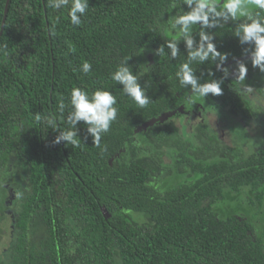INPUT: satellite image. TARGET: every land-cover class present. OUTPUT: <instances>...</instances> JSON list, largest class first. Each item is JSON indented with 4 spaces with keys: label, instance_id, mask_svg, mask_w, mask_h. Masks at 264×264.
Listing matches in <instances>:
<instances>
[{
    "label": "trees",
    "instance_id": "trees-1",
    "mask_svg": "<svg viewBox=\"0 0 264 264\" xmlns=\"http://www.w3.org/2000/svg\"><path fill=\"white\" fill-rule=\"evenodd\" d=\"M175 2L173 9L172 0H89L83 23L74 27L67 9L57 12L48 0H10L0 37V170L6 164L0 235L9 206L22 202L19 212L13 210L14 244L0 253V264H264V223L237 211L243 192L254 195L252 205H263L264 144L248 154L229 147L211 121L194 144L178 135L180 122L167 121L191 106L185 103L190 87L182 88L175 76L187 60L186 47L164 31L171 16L182 14L184 0ZM6 4L0 0V33ZM221 25L210 33L227 56L222 68L240 60L250 75L237 81L236 72L225 78L219 61L194 63L202 83L220 80L223 88L221 96L197 97L194 104L222 110L228 129L254 127V139L264 142L258 135L264 121L253 109L264 104V95L248 100L237 88L251 85L253 73L264 81V73L251 62V46L234 36L236 25ZM174 39L181 52L176 60L156 55ZM149 53L155 63L145 69L141 60ZM84 61L92 64L88 75L80 71ZM123 63L146 87L153 101L147 108L110 79ZM74 87L90 94L103 88L118 100L117 121L101 141L106 152L95 146L84 122L79 146L54 144L58 131L69 127L70 109L61 114L59 104L68 105ZM37 114L52 115L57 128L37 122ZM24 175L26 197L15 185ZM35 225L42 227L38 234Z\"/></svg>",
    "mask_w": 264,
    "mask_h": 264
},
{
    "label": "clouds",
    "instance_id": "clouds-1",
    "mask_svg": "<svg viewBox=\"0 0 264 264\" xmlns=\"http://www.w3.org/2000/svg\"><path fill=\"white\" fill-rule=\"evenodd\" d=\"M49 6L57 12L67 9V16L70 25L79 27L83 23V18L87 15L89 0H48ZM183 6H187L188 11H184ZM181 12L171 16L167 21L164 31L173 33L176 38H182L187 50L186 62L179 65V70L175 76L179 85L188 89L186 104H194L195 98H206L211 94L219 97L223 94L222 81L210 79L201 82L197 77L192 65L205 64L209 61L216 62L217 68L222 70L225 78L228 70L222 68L227 56L217 50L213 43L215 36L210 30L221 27V22H233L236 26L234 36L241 45H250V58L253 66L264 73V0H184ZM170 7L177 8L175 0H172ZM59 18V17H58ZM243 18V19H241ZM199 27L197 41L194 30ZM165 48L168 52L165 53ZM246 52L249 50L246 49ZM181 54L179 44L176 40L168 41L156 50V55L162 57L167 55L170 60H176ZM80 71L85 75L92 72V64L84 61ZM247 67L244 63L238 65L237 81L246 79ZM110 79L118 85H122L121 92L130 100L134 101L139 108H147L152 99L148 96L146 87H142L139 74H134L128 63H123L111 73ZM66 107L70 110L67 116V130L58 131L54 144L66 142L73 146H79L80 122H84L88 136H91L96 147L102 152L107 151V146L101 147L103 136L109 133L113 124L118 118V100L116 96L103 88L96 89L89 93L81 87H74L71 90L69 103L63 101L59 104V112L64 113ZM37 122H46L53 129L57 128L56 119L49 115L42 117L36 115ZM137 147L142 145L137 144ZM146 155V153H141ZM131 213V210H127ZM135 217V213H131Z\"/></svg>",
    "mask_w": 264,
    "mask_h": 264
},
{
    "label": "rangeland",
    "instance_id": "rangeland-1",
    "mask_svg": "<svg viewBox=\"0 0 264 264\" xmlns=\"http://www.w3.org/2000/svg\"><path fill=\"white\" fill-rule=\"evenodd\" d=\"M144 52H146V51H144ZM145 57H146L145 62H142V60H141V64L143 65V67L145 69H147L150 66H152L155 63V61H154L153 54L149 53ZM249 93L254 94V90H250ZM196 104L201 106V102H198ZM211 109H212L211 113H213L212 114L213 115L212 120L216 121V125L219 127V129H216L217 133L219 134L220 140L223 141L225 144L234 145L235 147L242 149L247 154L250 153L251 150L252 151L258 150L259 146L264 144V142L254 139L255 138L254 135H252V138H250V137L246 136L245 133H242V132L238 133L236 131L235 132L229 131L227 133V130L223 128V125L225 122L224 112L222 110L218 109L217 107H214V106H212ZM253 109L255 110V112H257V115L260 117V120L264 121V104H260V105L254 104ZM260 109H261L262 114H260V112H259ZM239 124L241 125L243 123L241 122ZM178 127H179L178 128L179 129L178 135L180 137H182L185 140L191 141L194 144H197L195 137H197L198 131L195 128L190 129L189 124H187V123L179 124ZM209 130H210V128H209ZM258 135H260V137L262 138V139L260 138L261 140L264 139V136L262 133L258 132ZM163 149H165V150L168 149L167 151H169L170 147L169 148L164 147ZM4 165H6V164L3 163V165L1 166L2 169L0 170V178L2 175L5 174V170H4L5 166ZM12 166H14L13 167L14 171H19L14 164ZM25 176L26 175H24L22 178H19V180L17 181V184L14 183L21 190V195L23 197H26L28 195V187L25 186L26 189L25 188L23 189ZM261 189L264 191V187ZM11 192H12V189L9 188V186H8L7 193L10 195ZM248 195H250V196H248ZM248 195L245 192L242 193V197L240 198L239 203H238L239 206H237V211L239 213H241L242 212L241 210H245L246 212L243 214H245L247 216L246 219L250 222L254 223L256 221H262V223H264V214L262 213L263 212L262 210L264 209V200H263V205L260 208V205L254 206L251 203V200H252V198H254V195H252L250 193ZM263 198H264V196H263ZM6 199H8V195H6ZM21 202L22 201L19 199V203L15 207H13V204H11L9 206V209L11 212L7 213L6 217L4 219H2V223H1V230L2 231H1V235H0V253H4V252L9 251L11 249L12 245L14 244V241H15V236H14L15 234L14 233H16L17 229L12 224V220L14 221V219H12L13 218V210H16L19 212ZM6 203L10 204V201L6 200ZM0 210H2V209H0ZM263 227H264V225H263ZM41 228L42 227H40L39 225H35L34 228L32 229V231H34L36 234H38L41 232L40 231ZM39 236L40 235H34L33 238L37 239V237H39ZM2 259H4V258L2 257ZM7 263H8V260H7Z\"/></svg>",
    "mask_w": 264,
    "mask_h": 264
},
{
    "label": "flooded vegetation",
    "instance_id": "flooded-vegetation-1",
    "mask_svg": "<svg viewBox=\"0 0 264 264\" xmlns=\"http://www.w3.org/2000/svg\"><path fill=\"white\" fill-rule=\"evenodd\" d=\"M239 64H240V60H239V62L238 61L233 62V63L228 62L225 65V68H227L228 72H231V74L233 75L235 72L238 73V65ZM247 74H249V69L247 71ZM251 76H253L252 79L249 80L251 85H248L247 83H244V84H240L237 87L238 90H240L243 95H246L247 99L250 96H261V95H264V81H262V78L259 75H257V73H253V74H251ZM250 90H254V94L253 93H249ZM252 105H253V103H252ZM211 108H212V106H210V104H205V106H199L196 103L192 104L191 106H189L185 110L181 111L182 114H184V116L181 119L177 120V121L180 122L181 124H184V123L189 124V128L190 129L195 128L198 131V134H200L199 130L201 128H204V127L208 128L209 127L208 121H211L212 116H213L212 115L213 113H211L212 112ZM178 113H180V112H178ZM187 113H189V114H187ZM235 122H237V123L240 122L241 123L242 121H235ZM242 123L243 124H241V125H245L244 122H242ZM213 126H214V124H213ZM228 127H229V124L223 125V128L227 130V133L229 131L238 132V130H235L236 128L233 130V128L232 129H230V128L228 129ZM246 127H247L245 129L246 132L242 131V130H239L238 133H240V132L245 133V135L250 137V138H252V135L255 136L256 131H254V127H251V126H246ZM255 129H258V127L255 128ZM259 130H260V133H263V136H264V129L260 128ZM214 131L217 133L216 129H214ZM198 134H197V136H199ZM228 146L232 147V148H235V146L231 145V144H228ZM171 148H174V147L172 146ZM211 155L213 156V155H216V154H215V152H212Z\"/></svg>",
    "mask_w": 264,
    "mask_h": 264
},
{
    "label": "water",
    "instance_id": "water-1",
    "mask_svg": "<svg viewBox=\"0 0 264 264\" xmlns=\"http://www.w3.org/2000/svg\"><path fill=\"white\" fill-rule=\"evenodd\" d=\"M9 8H10V0H7V4H6V8H5V16H4V20H3V23H2V30H1V33H0V37L3 35V32H4V27H5V24H6V20H7V17H8V13H9ZM190 112V111H189ZM189 114V113H187ZM186 114V115H187ZM184 116V114H182V112L180 113H172L169 115V117L167 118V121H174V120H179L181 119L182 117ZM212 123L214 124V127L215 129H219V127L216 125V121H213L211 119ZM217 131V130H216ZM263 134V133H262ZM106 213V212H105Z\"/></svg>",
    "mask_w": 264,
    "mask_h": 264
}]
</instances>
